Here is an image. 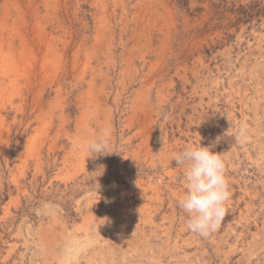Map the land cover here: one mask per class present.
Instances as JSON below:
<instances>
[{
	"label": "rangeland",
	"instance_id": "1",
	"mask_svg": "<svg viewBox=\"0 0 264 264\" xmlns=\"http://www.w3.org/2000/svg\"><path fill=\"white\" fill-rule=\"evenodd\" d=\"M199 144L206 237L171 159ZM0 264H264V0H0Z\"/></svg>",
	"mask_w": 264,
	"mask_h": 264
},
{
	"label": "clouds",
	"instance_id": "2",
	"mask_svg": "<svg viewBox=\"0 0 264 264\" xmlns=\"http://www.w3.org/2000/svg\"><path fill=\"white\" fill-rule=\"evenodd\" d=\"M109 133L88 139L84 142L86 157L110 155L116 151L108 150ZM244 137L241 128L234 139L239 141ZM73 147L78 148L79 143L73 142ZM172 160L183 167V181L185 191L177 201L178 206L186 214L185 227L188 231L208 236L219 229L225 216L229 213L226 202L231 193L225 175V163L220 153L214 152L210 147L186 146L182 151L174 152ZM97 170L102 175L105 166ZM96 170V171H97ZM108 220L106 218L103 224Z\"/></svg>",
	"mask_w": 264,
	"mask_h": 264
}]
</instances>
